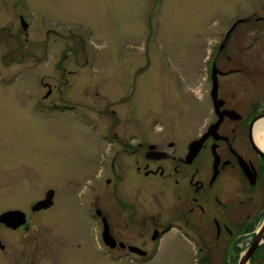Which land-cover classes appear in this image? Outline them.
Segmentation results:
<instances>
[{
    "label": "rangeland",
    "instance_id": "obj_1",
    "mask_svg": "<svg viewBox=\"0 0 264 264\" xmlns=\"http://www.w3.org/2000/svg\"><path fill=\"white\" fill-rule=\"evenodd\" d=\"M263 6L264 0H0V215L21 209L33 231L9 235L0 226V264L60 259L71 231H53L51 211L36 227L31 207L52 189L74 201L86 196L105 108L119 112L122 131L146 128L157 116L187 122L215 43ZM18 13L31 22L30 36L19 34ZM49 88L59 106L53 110L39 103ZM90 230L72 232L79 237L65 249V264H115ZM192 259L171 234L149 264Z\"/></svg>",
    "mask_w": 264,
    "mask_h": 264
},
{
    "label": "flooded vegetation",
    "instance_id": "obj_2",
    "mask_svg": "<svg viewBox=\"0 0 264 264\" xmlns=\"http://www.w3.org/2000/svg\"><path fill=\"white\" fill-rule=\"evenodd\" d=\"M17 16L19 34L30 36L26 13ZM204 75L203 94L187 122L184 116L172 122L157 116L146 128L122 131L119 112L105 108L92 149L97 154L89 156L99 170L85 173L86 196H73L74 201L52 189L51 207L33 211L41 200L31 207L36 227L51 211L53 231H71L65 236L71 242L62 245L54 264H65V249L79 237L72 232L90 227L99 252L115 264L151 263L171 234L193 264H239L257 232L264 231V148L257 141L264 122V6L232 23L217 40L204 60ZM55 95L49 88L39 103L58 108ZM10 211L23 212L24 221L17 227L0 222L6 233L33 232L30 215L21 209L1 215ZM39 234L35 231L37 251ZM263 249L261 242L249 264H264ZM5 250L0 237V252Z\"/></svg>",
    "mask_w": 264,
    "mask_h": 264
},
{
    "label": "water",
    "instance_id": "obj_3",
    "mask_svg": "<svg viewBox=\"0 0 264 264\" xmlns=\"http://www.w3.org/2000/svg\"><path fill=\"white\" fill-rule=\"evenodd\" d=\"M22 23H23L24 29H27L28 26L24 22V20ZM199 148L200 147H197L198 150H199ZM195 149H196V147H195ZM192 154H194V153H192ZM53 198H54V191L51 190L47 193L44 200H41L40 202L35 204V206L33 207V211H40L42 209H48L53 204ZM23 221H24V213L21 211H10V212H6L0 216V222L1 223H5V224L12 226V227L20 226L23 223ZM261 242L262 243L264 242V231H258L257 232V235H256V238H255L253 245L251 247H249L244 252L243 257L241 258V261L239 262V264H249V260L252 256L253 252L255 251V249L258 247V245ZM106 243H107V245L111 246V248L114 247V243L111 242L110 240L109 241L107 240ZM134 250H136V249H134Z\"/></svg>",
    "mask_w": 264,
    "mask_h": 264
},
{
    "label": "bare ground",
    "instance_id": "obj_4",
    "mask_svg": "<svg viewBox=\"0 0 264 264\" xmlns=\"http://www.w3.org/2000/svg\"><path fill=\"white\" fill-rule=\"evenodd\" d=\"M257 141L261 148H264V122L258 127Z\"/></svg>",
    "mask_w": 264,
    "mask_h": 264
}]
</instances>
